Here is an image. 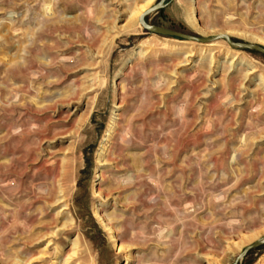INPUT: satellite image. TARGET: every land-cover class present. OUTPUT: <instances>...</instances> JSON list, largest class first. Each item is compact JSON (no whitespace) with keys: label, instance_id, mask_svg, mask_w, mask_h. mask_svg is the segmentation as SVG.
Wrapping results in <instances>:
<instances>
[{"label":"rangeland","instance_id":"rangeland-1","mask_svg":"<svg viewBox=\"0 0 264 264\" xmlns=\"http://www.w3.org/2000/svg\"><path fill=\"white\" fill-rule=\"evenodd\" d=\"M148 1L0 0V264H233L264 238V54L148 33ZM146 21L264 47V0Z\"/></svg>","mask_w":264,"mask_h":264},{"label":"water","instance_id":"water-1","mask_svg":"<svg viewBox=\"0 0 264 264\" xmlns=\"http://www.w3.org/2000/svg\"><path fill=\"white\" fill-rule=\"evenodd\" d=\"M164 2H165V0H160L158 3H156L154 6L150 7L148 10H146L140 16L139 21L148 33H157V34H162V35H166V36H174V37H179V38H182L185 40L198 41V42H204V43L213 42V41H216L219 39H226L228 41V43L232 46L241 47L244 49H251V50H255V51H258V52L264 54V47H262L258 44H255V43L235 41L234 39H232L228 35L223 34V35H218V36H213V37H200V36H196V35H192V34H186V33H182V32H178V31L170 30V29L163 28L160 26L149 24L146 21V17L149 14L163 8ZM263 244H264V238L262 240L256 241L253 244L247 246L242 251V253L236 258V260L234 261L233 264H239L245 255H247L251 250L262 246Z\"/></svg>","mask_w":264,"mask_h":264},{"label":"bare ground","instance_id":"bare-ground-1","mask_svg":"<svg viewBox=\"0 0 264 264\" xmlns=\"http://www.w3.org/2000/svg\"><path fill=\"white\" fill-rule=\"evenodd\" d=\"M154 0H149L142 8L141 10L139 11V15H142L146 10H148L150 8V4L153 2ZM202 31V29H200ZM228 34V33H227ZM227 34H224V35H227ZM229 36V35H228ZM230 37V36H229ZM232 38V37H231Z\"/></svg>","mask_w":264,"mask_h":264}]
</instances>
